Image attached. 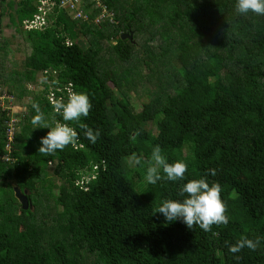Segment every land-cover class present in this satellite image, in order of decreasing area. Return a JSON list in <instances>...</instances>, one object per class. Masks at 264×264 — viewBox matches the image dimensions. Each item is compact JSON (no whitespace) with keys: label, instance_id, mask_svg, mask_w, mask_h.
Returning a JSON list of instances; mask_svg holds the SVG:
<instances>
[{"label":"trees","instance_id":"trees-1","mask_svg":"<svg viewBox=\"0 0 264 264\" xmlns=\"http://www.w3.org/2000/svg\"><path fill=\"white\" fill-rule=\"evenodd\" d=\"M1 1L3 20L8 16L9 25L17 27L26 56L22 68L17 62L9 71L14 53L3 25L0 84L15 98L19 122L14 161L0 159V264H237L226 244L264 236V16L237 14L236 0H101V6L81 0L84 17L75 20L58 6L62 0H53L47 25L31 29L44 0ZM103 7L110 16L98 22ZM131 34L132 40L122 39ZM113 55L114 70L122 63L135 70L142 62L151 69L164 62L168 67L160 78L161 94L140 112L123 93L122 78L104 67ZM20 70L26 86L43 88L33 94V88L15 87ZM125 72L132 78L131 71ZM78 92L89 94L92 109L80 121L65 122L49 96L55 93L66 103ZM29 96L33 102L23 111ZM34 103L45 120L48 110L55 123L74 128L77 140L53 154L32 150L24 140L31 126L37 128L30 137L34 144L49 131L33 125ZM9 119L0 112L1 157L7 154ZM83 125L100 130L95 144L84 136ZM155 145L168 163L187 162L184 180L146 182ZM133 155L140 158L135 168ZM41 162L55 166L60 184L47 179ZM212 168L217 175L208 180L222 186L227 225L189 229L156 213L163 201L182 199L183 183ZM37 180L43 181L40 191ZM15 186L29 192L34 211L22 210L14 200ZM48 191L64 218L49 237L46 223L36 218V206ZM14 202L19 214L7 215ZM235 255L238 264H264V242Z\"/></svg>","mask_w":264,"mask_h":264},{"label":"clouds","instance_id":"clouds-1","mask_svg":"<svg viewBox=\"0 0 264 264\" xmlns=\"http://www.w3.org/2000/svg\"><path fill=\"white\" fill-rule=\"evenodd\" d=\"M235 10L237 14L248 15L249 13L264 16V0H236ZM36 112L32 123L39 125L38 129H49L47 135L39 141L38 152L41 154H53L62 151L69 144L77 140V132L67 123H56L54 127L45 122V118L38 104L32 105ZM92 109L89 94L87 92L73 93L66 103H58L56 110L62 115L63 121H80L86 118ZM84 136L95 144L101 136L99 129H93L83 125ZM140 163V158L135 155L131 158ZM188 164L184 160L168 163L162 154L159 145H155L151 152L149 166L146 169L145 180L150 185L157 184L166 177L169 181L184 180ZM161 171L164 176L162 177ZM208 175L215 177V168L207 170L206 174L199 179L188 180L180 187L179 195L182 199H168L162 202L156 213L161 214L165 221L172 223L182 221L189 229L198 226L203 231H209L213 225H227L229 217L226 215L227 205L222 199V186L218 181H209ZM264 242V236L255 239L242 237L234 244H226L230 253L235 256L237 264L240 260L237 253L243 249L255 251Z\"/></svg>","mask_w":264,"mask_h":264},{"label":"rangeland","instance_id":"rangeland-1","mask_svg":"<svg viewBox=\"0 0 264 264\" xmlns=\"http://www.w3.org/2000/svg\"><path fill=\"white\" fill-rule=\"evenodd\" d=\"M124 1L126 2V0H124ZM4 34H5V32H4ZM145 39H147V36L145 37ZM157 42H158L157 44H159V43L162 44L161 40H157ZM15 43H17V41H15ZM144 44H145L144 41H140L138 52H140V53L143 52L140 47L144 48L145 47ZM22 49L24 50L23 51V53H24L25 49L24 48H22ZM156 51H158V50H156ZM24 56H25V54H21L19 52H17V54H16L17 58L14 55L12 57L10 56L11 57V58H9L10 62L12 63V61H13V63H14V65H12V67L9 69L10 72H13V69L15 67H17V65H15V64H17L18 60H24V58H23ZM113 59H114V55L112 56V58H109L107 60V64L104 65V67H106L105 69L106 70H113L116 74H118L119 77L122 78L121 83L124 81V83H123L124 92L123 93L130 98L134 108L138 112H140L145 103H148L149 101H151L152 98L154 96H156L158 93L161 94V91H159V89H160V78L164 77L166 70H168V67L165 65V62H164V63H161V65H163V66H161V67H153L152 66V69H151V68H148L147 66H145L142 62V63H139L140 69L135 70L134 68H132V66L129 67V66L122 63L120 65L118 64V67H117L118 70H114L115 65H114ZM116 61L119 63V61L117 59H116ZM172 64H173V67H175L176 62L172 61ZM170 68H171V66H170ZM128 70L132 72V78L131 77L128 78V76L126 75L125 71H128ZM15 72L17 74V79L19 80V84H20L19 86H15V87H21V89H25V90L27 88H33V90H34L33 85H31L29 87L25 85V83H27L28 80H27L26 76L24 75L23 71L20 70L19 72H17V71H15ZM41 89H42V87L40 85L35 86V90L40 91ZM119 95H121V94H119ZM45 99H46V97L43 96L42 101H44ZM48 102H49V100H48ZM44 113L48 115V118H46L45 122L47 124H49L50 126L54 127L56 123L54 121L53 114L48 112V110H45ZM31 127L34 129L33 130L29 129V132L24 135V138H25L24 140H25V142H28L31 144L30 148L32 150H37V148H39V146H40L39 143L34 144L30 141L31 140L30 137L33 136V133L34 134L37 133V128H36V126H31ZM148 128L150 129V131L152 133H155V134L157 133V129H156L155 125L150 124L148 126ZM32 131H33V133H32ZM130 163L132 164L133 168H135L137 166V163L135 161H133L132 159H130ZM40 165L42 167L45 166L44 172L46 173L48 180L55 181V183L58 182L59 178L53 172L55 169V166L53 164H52V166L48 167L47 164L41 162ZM47 179H45L44 181H46ZM60 180H61L62 184L66 183L64 176ZM88 180H89V175L85 176V178L81 181V183H84L85 181H88ZM36 184H37L38 190L40 191L41 187L43 185V181L37 180ZM47 186H48V188H52V184L50 182L48 183ZM52 191L56 195H59V190H57V189L54 190V187H53ZM9 192H10V189H9ZM14 197H15L14 200L16 201L17 199H16L15 194H14ZM4 198L7 201L9 200V196H7V195H5ZM16 202H19V201L17 200ZM14 205H15V209L13 211L12 210L10 211L7 208V211H6L7 215H18L19 214V207L17 206V204H15V202H14ZM36 207H37L36 208V218L38 219L37 223H41V222L46 223V225H45L46 231L49 232V234H48V237H49V235H51L50 233H51L52 228L60 227L64 222V218L61 217V215L59 214L60 211L62 210V208L56 204L55 199L52 197V195L50 194L49 191L44 196L41 197V201L38 203V205ZM33 211H34V209H33ZM3 219H4V217L2 215H0V221H3Z\"/></svg>","mask_w":264,"mask_h":264},{"label":"built area","instance_id":"built-area-1","mask_svg":"<svg viewBox=\"0 0 264 264\" xmlns=\"http://www.w3.org/2000/svg\"><path fill=\"white\" fill-rule=\"evenodd\" d=\"M96 1L99 3V6L102 5L101 0H92ZM80 5H81V0H62L60 4L58 5L60 8H65L68 10L69 13H71L74 17V19L79 20L84 17L83 12L80 10ZM56 6V3L53 0H44L43 6L40 9V13L35 16V18L30 21L29 23V28L31 29H40L44 26L47 25V19H46V14ZM102 8V7H101ZM110 13L106 7H103L101 15L98 17V22L106 17H109ZM3 25H4V20L2 17V1L0 0V44L2 41V35H3ZM1 82V81H0ZM58 91H61L59 89ZM3 88L0 84V112H5L10 114V119L7 122V128H6V135H7V146H6V151L7 154L4 156H0V159H2L4 162H12L14 159L11 157L13 145L15 142V129L16 125L19 122V117H18V111L15 108V98L11 94H4L3 93ZM73 94V93H71ZM70 94V95H71ZM50 102L52 105L56 106L58 103L62 101V98L57 99L55 93H52L49 96ZM56 112H58L56 110Z\"/></svg>","mask_w":264,"mask_h":264},{"label":"crops","instance_id":"crops-1","mask_svg":"<svg viewBox=\"0 0 264 264\" xmlns=\"http://www.w3.org/2000/svg\"><path fill=\"white\" fill-rule=\"evenodd\" d=\"M21 0H6V4H11L12 2H16L15 4H17V2H19ZM18 8V7H17ZM53 8H51V10L49 12H53ZM48 12V13H49ZM9 18L8 16H5L4 17V25H6V29H5V36L9 39H11V49L13 50V53H14V56L16 57V54L17 52L21 53V54H25V52L23 53V49L22 48H25L24 45H23V39H21V36L19 35L18 33V29L16 26H13V25H9ZM15 41H17V43H15ZM19 49V50H18ZM18 50V51H17ZM26 56V54H25ZM25 56L23 57L24 60H18L19 62V65H21V68L23 67V64H24V61H25ZM17 58V57H16ZM40 79H44V76L43 75H40L38 77V80ZM41 80V81H42ZM41 86V85H40ZM42 87V86H41ZM43 88V87H42ZM31 92L34 94V93H38L39 91L38 90H35V86H34V91L31 90ZM25 105L22 107L23 108V111H25L26 109L29 108V106L32 104L33 102V99L31 96L29 97H26L25 98Z\"/></svg>","mask_w":264,"mask_h":264},{"label":"water","instance_id":"water-1","mask_svg":"<svg viewBox=\"0 0 264 264\" xmlns=\"http://www.w3.org/2000/svg\"><path fill=\"white\" fill-rule=\"evenodd\" d=\"M122 39H133V34L131 35H123ZM14 192L16 199L22 205V210L28 211L29 209H33L32 202L29 200V192L27 190L22 191L18 186L14 187Z\"/></svg>","mask_w":264,"mask_h":264}]
</instances>
